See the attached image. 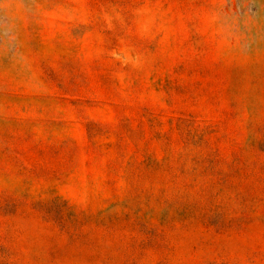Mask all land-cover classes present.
<instances>
[{"label": "rangeland", "instance_id": "rangeland-1", "mask_svg": "<svg viewBox=\"0 0 264 264\" xmlns=\"http://www.w3.org/2000/svg\"><path fill=\"white\" fill-rule=\"evenodd\" d=\"M0 264H264V0H0Z\"/></svg>", "mask_w": 264, "mask_h": 264}]
</instances>
